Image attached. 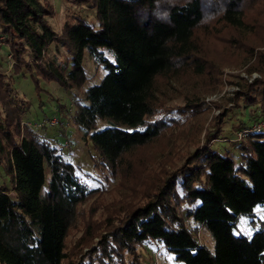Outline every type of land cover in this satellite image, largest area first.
<instances>
[{
	"label": "trees",
	"instance_id": "1",
	"mask_svg": "<svg viewBox=\"0 0 264 264\" xmlns=\"http://www.w3.org/2000/svg\"><path fill=\"white\" fill-rule=\"evenodd\" d=\"M80 1L92 5L95 22L76 17L57 33L47 21L53 13L48 0H0V35L12 51L14 68H30L36 86L39 77L65 89L83 84L85 51L102 67L104 74L86 87L85 101L73 119L111 171L122 155L150 142L174 118L186 117L198 106L191 101L153 117L161 111L153 105L158 76L167 78L173 68L189 64H194V72H202L195 49L197 28L216 20L245 32L250 27L248 11H264V0ZM52 42L63 46L69 57L46 60ZM262 50L255 55L261 67ZM4 85L0 154L7 150L4 166L11 185H0V264H63L76 207L95 189L87 172L60 147L32 133L18 134L22 108L9 97L12 84ZM231 99L235 108L242 101L256 105V116L264 119V78L238 84ZM98 121L106 125L98 127ZM14 133L20 135L18 140ZM221 133L222 128L217 137ZM245 135L238 143V160L227 148L221 151L208 141L196 146L179 165L166 170L145 200L125 212L96 247L67 264H124L126 254V264H143L135 249L150 243L170 254L173 264H264V221L252 218L264 209V129ZM240 215L251 217L250 236L236 233ZM187 219L194 225L188 227ZM201 228L213 238L214 251L198 240Z\"/></svg>",
	"mask_w": 264,
	"mask_h": 264
},
{
	"label": "rangeland",
	"instance_id": "2",
	"mask_svg": "<svg viewBox=\"0 0 264 264\" xmlns=\"http://www.w3.org/2000/svg\"><path fill=\"white\" fill-rule=\"evenodd\" d=\"M48 2L53 13L47 17V21L57 33H60L66 22H73L76 17L95 22L91 4L80 0ZM248 15L250 27L245 32L216 20L197 28L195 49L198 50L197 59L202 62V72H194V64H189L173 68L167 78L158 76L153 87V105L161 111L155 112L153 117L168 112L170 108L187 107L191 101L198 102V106L186 117L174 118L175 122L165 127L150 142L122 155L112 171L73 119L79 103L85 101L86 87L99 82L104 74L102 67L85 51L83 64L87 80L83 84L65 89L55 80L39 77L36 86L27 72L30 68L27 69L24 64L14 68L16 63L12 51L0 35V91L6 88L4 83L12 84L9 97L17 107L22 108L18 134L32 133L60 147L81 171L87 172L85 174L89 177V183L95 189L76 207L73 223L65 238L66 257L63 264L77 261L88 250L96 247L101 236L117 224L125 212L145 200L166 170L179 165L196 146L208 141L221 151L227 148L235 159H239V141L245 139L246 133L252 132L255 122L263 119L260 115L256 116L259 112L256 105L242 101L241 107L232 106L231 97L238 89V84L245 85L256 77L264 78V66L261 67L255 61L257 52L264 48L263 8L251 9ZM53 56L64 60L69 57V53L60 44L52 42L45 59ZM35 64L31 61V69H35ZM18 71L21 72L15 75ZM4 109L0 101V113L4 114ZM97 123L98 127L106 125L105 121ZM221 128L222 133L217 137V130ZM19 136L13 134L15 140ZM2 141L5 149L8 148L5 140ZM6 155L7 150L0 154V185L10 188L11 182L4 166ZM10 195L14 196L13 191ZM256 214L252 218L264 221L263 208L257 210ZM250 219L248 215H240L236 233L250 236L254 229ZM186 225L191 227L194 223L187 219ZM197 237L214 251V240L206 229H199ZM154 247V243L136 247L143 264H173L170 254ZM125 257L126 261L130 260L129 255ZM83 261L86 262V259ZM126 261L122 263L126 264Z\"/></svg>",
	"mask_w": 264,
	"mask_h": 264
},
{
	"label": "built area",
	"instance_id": "3",
	"mask_svg": "<svg viewBox=\"0 0 264 264\" xmlns=\"http://www.w3.org/2000/svg\"><path fill=\"white\" fill-rule=\"evenodd\" d=\"M251 129L252 131L264 129V119L255 122V124L252 125Z\"/></svg>",
	"mask_w": 264,
	"mask_h": 264
}]
</instances>
